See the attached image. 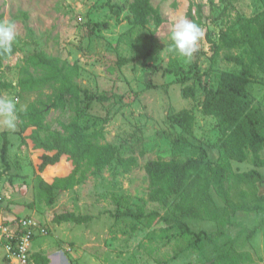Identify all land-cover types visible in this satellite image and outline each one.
I'll list each match as a JSON object with an SVG mask.
<instances>
[{
	"label": "rangeland",
	"instance_id": "obj_1",
	"mask_svg": "<svg viewBox=\"0 0 264 264\" xmlns=\"http://www.w3.org/2000/svg\"><path fill=\"white\" fill-rule=\"evenodd\" d=\"M133 0H0L2 21L14 19L16 39L12 44L17 52L3 63L0 81L10 86L1 90L0 98L12 99L19 111L30 105L44 109V123L54 131L59 123H69L74 116L70 107L53 109L50 97L53 88L44 86L22 92L20 80L41 76V72L26 66V59L34 52H44L70 65L79 66L78 85L90 94L107 97L94 102L85 110L80 125L88 124V133H99V142L118 149L120 157L134 156L137 165L125 174L113 163L99 175H89L84 184L69 191H55L54 203L48 205L39 194L38 180H48L55 170L39 174L36 170L41 151L33 149L27 133L21 132L16 118L14 130L0 125L9 142L7 166L0 157V223L20 218H33L46 235L37 234L30 244V252L43 254L49 264H217L219 256L232 255L237 264H264V202H257L256 194L264 197V180L251 184L231 181L230 198L237 206L252 204L261 211H233L228 209V224L216 226L210 221L187 220L190 229L204 232L207 239L201 249L181 241L168 240L169 224L130 217L116 218L118 212L112 198H124L131 210L143 206L145 213L163 210L147 201L148 180L143 169L151 160L200 159L214 163L217 151L215 120L201 113L202 86L215 88L216 75L238 72L239 67L224 60L225 53L238 55L236 50H222L214 54L208 39L218 42L220 30L253 17L264 9L262 0H231L226 5L214 0L204 4L202 37L198 51L190 58H182L168 51L172 25L187 18L189 0H150L158 9L163 23L154 30L153 21L145 28L135 27L128 5ZM114 10L120 9L116 15ZM224 8V9H223ZM18 12H26L28 21ZM188 19V18H187ZM26 27L32 30L28 37ZM183 68L177 77L162 73L173 58ZM155 67L161 70L156 71ZM198 72L200 82L195 73ZM248 90L264 109V83L255 73ZM190 87L194 98H183L182 90ZM189 110L194 118L191 136L167 122L168 114ZM264 159V151L261 152ZM235 173L255 169L250 157L244 163H232ZM264 179V168L255 169ZM215 204L222 200L211 191ZM122 209L121 211H123ZM62 213L89 216L82 225L55 224L53 218ZM260 225L251 239L248 232ZM135 227V229H132ZM232 242L231 245L228 242ZM241 256V257H239ZM4 250L0 247V264H4ZM231 259L225 260V263Z\"/></svg>",
	"mask_w": 264,
	"mask_h": 264
},
{
	"label": "trees",
	"instance_id": "obj_2",
	"mask_svg": "<svg viewBox=\"0 0 264 264\" xmlns=\"http://www.w3.org/2000/svg\"><path fill=\"white\" fill-rule=\"evenodd\" d=\"M210 7L214 6V0H207ZM231 0H219V3L230 4ZM264 3V0H262ZM114 10L113 5L107 4ZM204 4L189 0L187 18L195 22L200 28L203 22ZM223 8V9H224ZM132 17L130 24L135 27L145 28L153 21L154 30L150 38L163 23L158 9L152 7L150 0H133L128 5ZM120 9L114 10L119 14ZM23 23L28 21L26 12H18ZM2 21V14H0ZM14 23V19L9 20ZM28 37L32 30L26 27ZM210 49L214 54L220 51L239 52L238 55L224 54L227 63L239 67L238 72H221L216 75L215 88L202 86L203 100L201 113L215 120L217 138L213 148L217 151V159L210 164L200 159L185 160H151L145 163L143 169L148 180L147 201L158 204L163 214L157 211L145 213L143 206H135L131 210L124 198H112L117 207L116 218L130 217L137 222L145 220L147 226L155 221L169 224L167 230L174 231L171 235H165L168 240L179 238L188 245H195L201 249V244L207 239L204 232L195 233L187 224V220L210 221L216 226L228 224V209L233 211H261L259 205L233 204L230 198L231 181L251 184V188H257V182H263V176L256 171L264 168V159L261 152L264 151V109L261 102H257L250 94L248 88L257 74L264 83V9L253 17L242 19L237 24L227 26L220 30L218 42L215 44L208 39ZM17 50L12 45L10 52L0 50V74L3 63L16 54ZM26 66L41 72V76L20 80L19 88L22 92H30L37 88L50 86L53 88L50 97V107L64 109L70 107L74 116L69 123H59L60 128L50 130L44 123V109H38L30 105L26 110L19 111L17 117L21 132L27 133V139L33 149L41 151L36 165L39 174L55 170V175L48 180L39 178V194L48 205L54 203L55 191H69L84 184L89 175H99L106 167L117 164L123 173L128 174L137 165L134 156L120 157L118 149L108 143H100L99 133H88L87 123L81 126L80 122L86 117L85 110L94 102H103L107 97L90 94L82 89L76 82L79 78V66L70 65L57 57L46 53L34 52L26 59ZM155 70H161L155 67ZM163 75L178 76L183 68L179 65L178 58L169 61L163 68ZM200 82L198 72L195 73ZM10 88L0 81V93L3 89ZM182 97L194 98L195 92L190 87L182 90ZM167 122L178 127L188 136L192 135L194 118L189 110L182 109L172 112L167 116ZM0 157L7 166L8 139L6 133L1 134ZM250 157L255 169L248 172L235 173L232 163H244ZM1 176V174H0ZM222 200L223 207H219L213 201L211 191ZM257 202H264L263 196L256 194ZM124 209L123 211H121ZM90 220L89 216H76L73 213H62L53 218L55 224L74 223L82 225ZM7 223V222H6ZM260 225L253 227L247 235L251 239ZM132 229H135L133 227ZM231 245V241L228 242ZM241 257V256H239ZM231 262L225 263V260ZM32 264H49V260L43 254L32 253ZM217 264H237L232 255L219 256Z\"/></svg>",
	"mask_w": 264,
	"mask_h": 264
},
{
	"label": "clouds",
	"instance_id": "obj_3",
	"mask_svg": "<svg viewBox=\"0 0 264 264\" xmlns=\"http://www.w3.org/2000/svg\"><path fill=\"white\" fill-rule=\"evenodd\" d=\"M202 37L201 28L187 18L177 20L169 35L168 51L182 58H190L198 51ZM16 39L15 25L11 21H0V50L10 52ZM16 103L12 99L0 98V125L14 130L16 127Z\"/></svg>",
	"mask_w": 264,
	"mask_h": 264
},
{
	"label": "built area",
	"instance_id": "obj_4",
	"mask_svg": "<svg viewBox=\"0 0 264 264\" xmlns=\"http://www.w3.org/2000/svg\"><path fill=\"white\" fill-rule=\"evenodd\" d=\"M38 233L46 235L33 218L0 223V247L4 250L5 264H32L30 244Z\"/></svg>",
	"mask_w": 264,
	"mask_h": 264
},
{
	"label": "crops",
	"instance_id": "obj_5",
	"mask_svg": "<svg viewBox=\"0 0 264 264\" xmlns=\"http://www.w3.org/2000/svg\"><path fill=\"white\" fill-rule=\"evenodd\" d=\"M3 260H4V257H3ZM4 264H5V261H4ZM53 264H62L60 261H55Z\"/></svg>",
	"mask_w": 264,
	"mask_h": 264
}]
</instances>
